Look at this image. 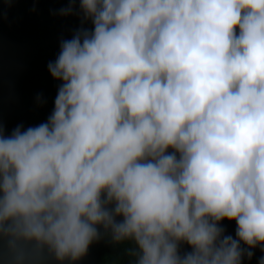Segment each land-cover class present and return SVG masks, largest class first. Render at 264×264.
Listing matches in <instances>:
<instances>
[{
  "label": "clouds",
  "instance_id": "9594fccd",
  "mask_svg": "<svg viewBox=\"0 0 264 264\" xmlns=\"http://www.w3.org/2000/svg\"><path fill=\"white\" fill-rule=\"evenodd\" d=\"M77 14L48 64V120L0 127V264H77L103 237L132 245L129 264L264 253V0H79Z\"/></svg>",
  "mask_w": 264,
  "mask_h": 264
},
{
  "label": "trees",
  "instance_id": "16d2710c",
  "mask_svg": "<svg viewBox=\"0 0 264 264\" xmlns=\"http://www.w3.org/2000/svg\"><path fill=\"white\" fill-rule=\"evenodd\" d=\"M73 0H0V127L6 135L22 125L24 129L48 120L60 82L53 80L48 64L54 62L62 39H71L81 27L77 13L62 16L60 10ZM85 27L91 28V24ZM38 98H42L40 102ZM225 235L235 238V222L224 221ZM2 246V242H0ZM132 245H113L107 237L95 242L77 264H129ZM191 249L183 246L182 253ZM264 255L254 250L251 261ZM46 264H56L47 258ZM64 264H72L65 261Z\"/></svg>",
  "mask_w": 264,
  "mask_h": 264
}]
</instances>
